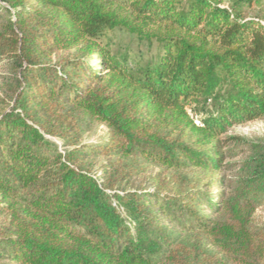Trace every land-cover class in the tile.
<instances>
[{
  "label": "trees",
  "instance_id": "obj_1",
  "mask_svg": "<svg viewBox=\"0 0 264 264\" xmlns=\"http://www.w3.org/2000/svg\"><path fill=\"white\" fill-rule=\"evenodd\" d=\"M257 2L0 0V264H264Z\"/></svg>",
  "mask_w": 264,
  "mask_h": 264
},
{
  "label": "rangeland",
  "instance_id": "obj_2",
  "mask_svg": "<svg viewBox=\"0 0 264 264\" xmlns=\"http://www.w3.org/2000/svg\"><path fill=\"white\" fill-rule=\"evenodd\" d=\"M255 8L264 11V0H259V2L255 4ZM109 34L117 46L128 47L132 51H136L139 48L145 54V58H148L150 55H155L157 52L156 44H153L151 47L144 44L139 45L135 37L124 30L117 29ZM233 131L248 139L264 137V120L251 121L244 125L235 126ZM106 133L107 128L103 124H97L92 131L84 135V142H99L105 138ZM54 141L60 145L58 139H54Z\"/></svg>",
  "mask_w": 264,
  "mask_h": 264
},
{
  "label": "built area",
  "instance_id": "obj_3",
  "mask_svg": "<svg viewBox=\"0 0 264 264\" xmlns=\"http://www.w3.org/2000/svg\"><path fill=\"white\" fill-rule=\"evenodd\" d=\"M195 123H198V121H197V120H195Z\"/></svg>",
  "mask_w": 264,
  "mask_h": 264
}]
</instances>
